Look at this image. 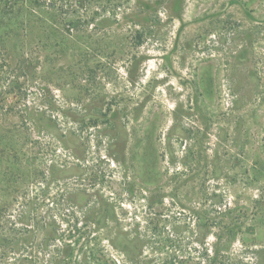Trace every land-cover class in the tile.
<instances>
[{
  "label": "rangeland",
  "instance_id": "374dc122",
  "mask_svg": "<svg viewBox=\"0 0 264 264\" xmlns=\"http://www.w3.org/2000/svg\"><path fill=\"white\" fill-rule=\"evenodd\" d=\"M5 3L1 210L109 264H264V0Z\"/></svg>",
  "mask_w": 264,
  "mask_h": 264
},
{
  "label": "trees",
  "instance_id": "16d2710c",
  "mask_svg": "<svg viewBox=\"0 0 264 264\" xmlns=\"http://www.w3.org/2000/svg\"><path fill=\"white\" fill-rule=\"evenodd\" d=\"M8 1H24L28 8H37L46 6L48 3L62 6L69 0H5V2ZM15 12L14 7L5 3L3 7H0V18L16 16ZM20 17L25 19L24 22H27L33 15L24 14ZM40 205L43 204L23 199L18 202L17 210L10 212L8 208L2 211L0 204V264H100V261H103V264H109L105 257L102 260L95 259L94 248H88V243L84 247H87L89 252H81L83 256H80L77 253L80 246L77 244L82 240H71V231H67L62 226L63 218L61 217L64 215L60 216L50 208L42 214L36 210V207ZM152 231L139 232L136 230L127 237L126 234H123V238L127 239L126 244L133 242L141 247L144 244L142 238L149 239L151 242L150 239L154 235ZM65 232L68 233L66 236ZM126 257L128 261L125 260L123 264H155L156 262L154 258H149L148 262L139 260L140 254L133 257L127 255ZM156 263L158 264V262ZM111 264L116 263L112 262Z\"/></svg>",
  "mask_w": 264,
  "mask_h": 264
}]
</instances>
